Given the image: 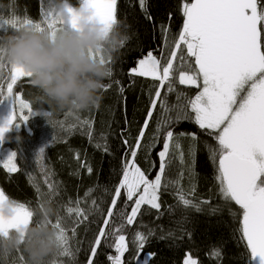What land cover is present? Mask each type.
Here are the masks:
<instances>
[{
  "label": "snow or ice",
  "instance_id": "6c2138e0",
  "mask_svg": "<svg viewBox=\"0 0 264 264\" xmlns=\"http://www.w3.org/2000/svg\"><path fill=\"white\" fill-rule=\"evenodd\" d=\"M138 3L146 13V18L152 20L151 15L147 14L146 0H138ZM117 7L118 0H79L78 8L65 0L62 6L50 8L43 22H34L30 18L13 14L9 19L0 18V29L8 26L17 32L26 29L46 32L55 40L59 32L78 30L79 15L90 12L91 17L108 34L119 24ZM180 10L182 27L171 41L168 39L170 24H161L164 40L160 55L148 51L138 59L136 66L128 70L130 76L150 78L154 83L150 86V103L144 123L134 142L128 137L122 139L126 152L121 163L120 179L110 193L112 199L108 202L109 207L105 210L101 206L103 201L98 204L92 199L88 207L82 208L81 201L77 199L74 206L71 202L65 206L66 216L56 213L53 221L45 214L37 222L54 230L56 255H71L74 258L75 254L69 248L68 231L74 237L76 227L96 215L100 219L92 221L98 227L93 239L89 241L87 264H96L98 249L102 247L114 249V255H107L110 264H149L155 253H148L143 257L141 253L149 237L154 235L153 231L149 229L144 233L137 230L133 232L131 241L126 232V229L136 223L142 206L147 205L159 213L161 191H166L170 185L175 187L178 204L186 209L201 211L202 205H211L210 200L189 198L195 197V189L190 187L185 191L181 186L182 172L176 179L168 178L177 153L181 162L184 161L182 139L189 138L193 142L197 140L196 133L176 132L175 125L191 120L217 142L218 147L209 146V150L210 159L216 164L219 195L224 201L234 202L242 210L239 231L249 252L248 264L257 261L258 264H264V0H182ZM171 15L169 13V21ZM93 55L99 56L101 63H109V60L105 61L101 51L98 50ZM4 58L5 53L0 49V68L4 67ZM8 64L10 75L6 89L0 84V103L11 99L13 110L0 125V142L13 127L19 129L32 116L51 115L49 112L34 111L30 102L14 93L17 82L23 77L31 78L32 74L22 67ZM116 83L119 84V81ZM177 84L196 87L199 91L194 96H188L178 91ZM111 87L112 84H107L104 90ZM152 88L155 89L154 93ZM124 91L123 85H120L119 95L126 101ZM173 92L176 93L177 103L169 104L168 96ZM157 108L159 114L151 142L145 145V135ZM77 121L81 127L87 126V134L91 140L92 122L80 121L79 117ZM101 139L105 143H97L96 147L108 153L106 137L102 135ZM158 143H162V148L157 153L158 170L155 177L150 178V173L138 163L137 156L142 147L151 149ZM44 152V148L40 149L36 153L37 158H42ZM188 152L194 161V143L190 144ZM17 156L18 153L14 151L0 161L9 173L18 170ZM76 158L79 160V153ZM81 166L86 168L88 174L93 172L90 164L83 162ZM151 167L156 168V163L153 162ZM52 175L50 171L44 173L50 197L58 190L50 179ZM91 191L89 189L85 196H89ZM120 204L123 206H119ZM4 205L11 207L12 215L6 217L0 214V237L16 233L23 240L34 216L33 210L23 203L11 201L0 190V207ZM217 210L218 206L212 208L213 212ZM73 216L75 218L69 229L68 219ZM188 235L190 237L191 234ZM17 251L21 249L17 248ZM213 254L221 255L218 250ZM19 264H26L22 254L19 256ZM183 264L199 262L189 252L185 254Z\"/></svg>",
  "mask_w": 264,
  "mask_h": 264
},
{
  "label": "trees",
  "instance_id": "16d2710c",
  "mask_svg": "<svg viewBox=\"0 0 264 264\" xmlns=\"http://www.w3.org/2000/svg\"><path fill=\"white\" fill-rule=\"evenodd\" d=\"M50 2L57 8L65 0H0V18L9 19L15 14L21 18H30L34 22H43L45 8ZM68 2L73 7H79V0ZM146 4L147 14L151 15L152 20L146 18V13L139 6L138 0H118L119 24L114 32L126 39L122 40L118 51L108 58L112 74L104 84H112V87L109 90H102L99 107L69 115L67 111H54L41 98L39 90L31 84V78L23 77L14 86V93L30 102L34 111L51 113L49 117L42 114L34 115L19 129L13 127L2 143L3 148L18 153L16 159L18 170L9 173L0 163V190L4 191L11 201L23 203L33 210L34 216L29 227L43 219V208L46 205H51L61 216H66L65 206L69 202L74 206L77 199L81 201L82 208L88 207L92 199L98 204L103 201L101 206L105 210L109 207L108 202L112 199L110 193L120 179L121 163L126 152L122 139L128 137L134 142L144 123L150 103V86L154 83L150 78L130 76L128 70L136 66L138 59L148 51L160 55L164 40L161 24H170L168 39L171 41L183 23L180 10L182 0H146ZM169 13L172 14L170 21ZM15 33L17 31L8 26L0 29V37ZM3 64L4 67L0 68V84L6 89L10 75V65L6 57ZM120 85L125 89L123 97H126V101L119 95ZM176 87L178 91L188 96H194L199 91L198 88L187 85L177 84ZM151 91L154 93L155 89L152 88ZM5 102L6 100L0 103V106ZM168 102L177 103L175 92L168 96ZM158 114L159 108L145 135L143 142L145 145L151 142ZM77 117L80 121L92 122L91 140L87 134V126L81 127ZM175 131L196 133L197 140L193 142L189 138L182 139L184 161L181 162L177 153L168 178L176 179L182 172L181 186L185 191L190 187L195 189V197L189 198L210 200L211 205H202L201 211L186 209L178 204L175 187L170 185L166 191L163 189L161 191L159 213L147 205L142 206L136 223L126 229L128 240L131 241L133 232L137 230L144 233L149 229L153 231L154 235L149 237L141 253V257L155 253L149 264H183L185 254L189 252L199 264H248L249 252L239 231L242 210L234 202L224 201L219 195L216 164L210 159L209 150V146L218 147L217 142L191 120L175 125ZM102 135L106 137L108 153L96 147L97 143H105L101 139ZM193 143L194 161L188 152L190 144ZM42 148L45 152L43 157L38 159L36 153ZM161 148L162 143H158L151 149L142 147L138 153L137 161L142 169L150 173V178H154L158 170L157 153ZM77 153L79 160L76 158ZM0 161H3L1 153ZM83 162L91 165L93 168L91 174L81 166ZM153 162L156 163V168L151 167ZM45 171L53 174L50 179L58 189L51 197L48 195L50 190L44 182ZM89 189L92 191L86 197L85 193ZM217 206L218 210L213 212L212 208ZM55 215L49 218L54 221ZM74 218L73 216L68 219L69 229ZM99 219L93 215L89 221L81 223L76 227L74 237L69 230L67 233L70 237L69 248L70 252L75 254L74 258L71 255L65 257L55 254L49 258L50 264L53 262L87 264L89 241L93 239L98 227V224L92 221ZM217 250L221 253L220 256L213 254ZM98 253L96 264H110L107 255L115 254L114 249L107 247L98 249ZM21 254L25 257L22 249L19 252L16 249L7 255L0 253V264H19Z\"/></svg>",
  "mask_w": 264,
  "mask_h": 264
},
{
  "label": "clouds",
  "instance_id": "9594fccd",
  "mask_svg": "<svg viewBox=\"0 0 264 264\" xmlns=\"http://www.w3.org/2000/svg\"><path fill=\"white\" fill-rule=\"evenodd\" d=\"M77 29L59 32L55 40L46 32L27 29L0 37L7 61L32 74L31 84L54 111L70 114L99 107L111 67L93 53L101 51L107 61L126 39L114 31L106 34L90 12L79 15ZM0 214L11 216V207H0ZM42 214L52 217L56 210L46 205ZM17 248L24 252L26 264H50L49 258L57 252L55 232L35 224L28 227L23 240L16 233L0 237V253L10 254Z\"/></svg>",
  "mask_w": 264,
  "mask_h": 264
},
{
  "label": "rangeland",
  "instance_id": "374dc122",
  "mask_svg": "<svg viewBox=\"0 0 264 264\" xmlns=\"http://www.w3.org/2000/svg\"><path fill=\"white\" fill-rule=\"evenodd\" d=\"M52 2H50V5H48L46 8H45V14L50 11V8H52L53 6L51 5ZM63 4V3H62ZM62 4L60 6H62ZM59 6V7H60ZM58 8V7H57ZM13 110V101L11 99L9 100H6L5 104L0 106V125H2L4 123V121L9 117V115L11 114ZM7 134V133H6ZM5 134V136H6ZM2 142H0V153H1V157L2 159H6L8 154L11 153L10 150L6 149V148H3L2 147ZM254 264H258V261L257 262H254Z\"/></svg>",
  "mask_w": 264,
  "mask_h": 264
}]
</instances>
